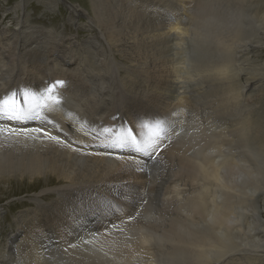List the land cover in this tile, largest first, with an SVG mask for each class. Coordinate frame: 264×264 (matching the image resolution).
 <instances>
[{
  "label": "rangeland",
  "instance_id": "rangeland-1",
  "mask_svg": "<svg viewBox=\"0 0 264 264\" xmlns=\"http://www.w3.org/2000/svg\"><path fill=\"white\" fill-rule=\"evenodd\" d=\"M71 1L82 8L90 9L89 0ZM197 1L193 0V4L188 6L190 13L179 18L176 14L181 11H177L178 6L175 0H134L131 5V8H135L133 13L126 12L128 10L125 8L127 3L128 7L130 6L131 0H122L118 9L120 12L111 16V19L120 22L124 27L123 33L118 34L117 30V36L113 26H110L111 32L104 28L105 25L102 24L105 21L104 12L100 19L94 20L97 25L94 23L95 30L93 29L90 33L78 28L80 21L74 18L73 12L63 10L48 12L39 9L37 4L32 2L30 7H27L21 0H0V24L9 28L8 32L2 36L0 34V51L3 52L4 57L0 67L5 66L8 70L11 65L12 70L11 78L7 79L2 87L7 89L9 94L15 92L16 98L21 100L22 107L19 92H22V88L27 91L29 90L27 87H31L37 91L36 95L32 96L36 105L47 107L52 100L48 101L49 98L42 96L41 91L44 93L46 86L56 85V82L62 81L63 86L56 85L50 94L59 100V103L51 104L57 105L58 112L64 117V121L57 122V125H63L68 129L75 124L88 127L86 135L93 139L83 144L85 153L105 155L112 152L110 156L144 161L135 167L140 171L141 188L130 190L125 183L107 184L108 189L104 192L90 190L84 200L77 202L78 206L74 201L80 191L70 189L71 183L65 186L61 178L53 175H49L46 179L48 186L59 184V188L65 186V190L61 192L56 190L54 194L50 192L46 201L40 204L33 202L32 198L44 188L42 186L44 178L38 177L35 182L18 179L22 180L19 186H17V179L11 178L9 193L0 184V207L4 210L0 213V248L4 247L8 251V255H0V263L12 260V250L8 249L12 231L31 232L32 225L37 228L45 225L46 229L55 227L53 230L55 235L51 236V240L56 245H64L66 242L70 244L74 239L78 240L82 234L89 232L94 234L91 236L93 238L100 236L122 238L130 234L137 238L135 236L139 235L137 231L143 228L145 233L142 234L148 233L147 238L150 237L151 241L148 239L149 242L146 241V245L140 246L150 249L143 252L138 249L131 252L129 249L130 252L128 251L124 258L128 261H125V264H165V262L166 264L167 262L183 264L181 261L184 262L185 259L186 264L211 263L209 260L199 261V249L189 244L191 236L188 235V239L182 236L189 228L193 229L197 221L202 220L198 210H208L211 201L219 206L218 210H226L224 208L225 193L223 196H218L222 189L219 185L214 189V197L208 196L211 192L208 193L205 186L210 188L212 180L199 169L198 165L202 164L207 167L217 165L216 168L221 171L223 180L232 186L228 194L235 199L233 203L230 202L231 199H228V210L234 203L230 210H250L239 224L230 225L233 227L235 238L232 240V249L227 255L226 264H264V259H259L264 256V29H261L264 27V6H259L258 0H252L257 7L250 10L249 14V10L244 9L247 8V4L240 2L242 0H227L233 4H228L224 0H211L212 3L210 0H199L201 5L197 4ZM237 1L240 5L242 4V7L239 3L234 4ZM215 2L217 3L214 4ZM204 4H207L206 7ZM233 7L234 9H231ZM110 8L108 3L105 11ZM245 10L246 13H243ZM209 11L213 12L214 19L222 20L221 22L225 25L228 24L226 27L224 24L223 26L216 24V34L223 36V39L229 36V47L225 51L221 49L220 37L217 35L209 36L207 39L199 38L200 33L197 34L196 30L200 28V24L197 23V29L193 31V34L192 31L181 33L177 35V42H174L171 37L164 38V45L159 46L157 40H152L143 47L137 40L144 39V33L142 36L134 35L139 34L141 27L153 21L147 18L148 16H154L156 22L161 20L165 35L169 27H172V31L175 27L179 29L183 27L188 16L202 13L205 18V13ZM128 13L133 18L126 19L125 16H128ZM221 14L225 15L220 16ZM26 15L38 25L30 34H24L22 29L10 24L15 22L14 18L19 17L21 21ZM250 16L252 24L248 19ZM225 17L230 19L223 20ZM143 18H146V24L140 21ZM81 19L87 21L85 16ZM202 19L201 16V21ZM236 22L241 23L242 26ZM244 24L247 25L242 28ZM2 25H0V31L3 28ZM153 25L152 23L150 26ZM231 32L237 35L236 41L235 39L232 41L235 43L233 45L230 43ZM246 33L249 35L246 36ZM111 35L113 38L110 37ZM68 39H72L74 45H72V51L78 53L76 57L71 58L66 51L55 47ZM109 39L111 43L118 39L121 44L122 42L126 45L130 44L123 48L124 55L113 52L111 49L113 44ZM134 39L137 41V47H134L136 43L133 44L134 46L131 44L135 41ZM191 39L196 42L194 43ZM125 40L129 43L128 41L125 43ZM25 42L36 43L34 44L36 48L29 53L32 55L36 52L34 54V57L38 59L36 70L31 69L21 59L20 49ZM45 45L53 49H47L52 51L51 61L42 63ZM154 50L157 51L154 52ZM136 53L139 54L136 56ZM125 61L129 67L133 68H125L127 66ZM63 63L71 64L69 72L58 71L59 65ZM161 63L162 66H160ZM222 64H226L230 69L226 75L223 73L227 72V69L219 70ZM165 67H169L170 73L164 70ZM216 67H219L220 76L216 74L218 73L215 71ZM39 68L40 72H37ZM179 68L181 70L178 74L171 73ZM168 75H173L174 84L168 81ZM5 77V74L0 71V85L3 84ZM152 84L158 85L156 92ZM147 87H150L156 97H142ZM66 94L69 95L66 96ZM244 94H246L245 97ZM180 96H183L181 102L178 100ZM5 97L6 95H3L0 100ZM46 107L42 108L41 115L45 120L53 122L48 117L50 114L45 112ZM33 121H37V124L40 123L42 126L49 124L41 123L40 120ZM9 122L13 121L0 120L2 124ZM241 131L247 135L243 134L244 139L239 135V133L242 135ZM120 140L128 142L123 149L107 147ZM137 146L144 148L151 155L137 152L135 150ZM230 166L232 169L229 168ZM83 170L84 165L77 169L78 175L72 182L78 179V184L85 189L87 184L80 178ZM130 173L127 178L134 177V173ZM60 194L61 197L57 198ZM83 196L85 197V194ZM129 205L132 206V210H123ZM74 208L76 210H73ZM181 210L184 213L187 211L186 214ZM188 210H197L195 212L197 214L189 213ZM159 235L164 236V240ZM170 246L174 249H170ZM178 253L180 262L177 258ZM188 253L190 256L187 255ZM182 254L186 255L183 257ZM164 255H170V258ZM126 257L129 259L127 260ZM217 262L224 264L222 258H218Z\"/></svg>",
  "mask_w": 264,
  "mask_h": 264
},
{
  "label": "bare ground",
  "instance_id": "bare-ground-1",
  "mask_svg": "<svg viewBox=\"0 0 264 264\" xmlns=\"http://www.w3.org/2000/svg\"><path fill=\"white\" fill-rule=\"evenodd\" d=\"M21 1H23L27 5V7H30L31 2H32V4H37L39 9H43V11L59 12V11L63 10L65 12H73V13H75L74 18L76 20L80 21L78 24V28L83 30V31H86V30L90 31V33L93 29L95 30V28H93L94 23L97 25V23L94 22V20L100 19L102 12H104V14H105L104 15L105 21L102 23L103 25H105V27H104L105 29L110 30V26H113V30H116V34H117V30L119 31L118 34L121 32L123 33V30H124V27L121 26L120 22H117V21L111 19L112 15L118 14L120 12V10H118V9H120V6L122 4V0H91V1L89 0L90 9L82 8L79 4L72 2L71 0H21ZM224 1H227V0H224ZM258 1L260 4V5L258 4L259 6H264L263 0H258ZM197 2H195V4L196 3L199 4V0ZM210 2H211V0H210ZM240 2L247 4L246 5L247 8H244V9H248L249 14H250V10H253L254 7H257L256 4L255 5L253 4L252 0H249V1L248 0H242ZM240 2L237 1L234 4L239 3V5H240ZM108 3L111 6V8H110V10L105 11L106 10L105 8L108 5ZM133 3H134V0H131L129 7H128V3L126 4L127 6L125 8L128 10L126 12L130 11L133 13L135 11L134 7L131 8V5ZM175 3L178 6L177 11H181V12H179L180 14L179 13L176 14L180 18L184 14L190 13L188 6L193 4V0H175ZM216 3L217 2H215L214 4H216ZM227 3L230 4L232 2L229 3V1H227ZM254 3H256V1ZM226 4H225V6H227ZM232 4L230 6H232ZM199 5H201V3ZM206 5L207 4H204L205 7H206ZM239 5H236V6H239ZM166 6H164V7H166ZM20 9H21L22 14L24 15L21 4H20ZM225 9H227V8H225ZM231 9H234V7ZM235 9L238 10V8H235ZM201 11H202V9H201ZM210 11H211V8H210ZM210 11H209V13H205V18H204V15H202V13H199L197 15L192 14L191 16H188L183 27H181L180 29L175 27L173 29V31L171 30L172 27H169L168 33L165 35H164V27H163L161 20H158L156 22V20H155L156 18L154 16L153 17L148 16L147 18H151V20L153 19V21L149 22L147 24V26L141 27L139 29L140 31L138 30L139 34H134L137 37L139 35L142 36V34L144 33L143 37H145V38L144 39L138 38V40L136 39V37H134V38L137 41H139L140 44L143 45V47L147 46V44L150 43L152 40H157L158 46L164 45V38H170L171 37L174 39V42H177L178 41L177 35H180L181 33H184V32L189 33L191 31L193 34V31L195 29H197L196 25L200 24V28H198L196 30L197 34L200 33L199 38L202 37V38L207 39L209 36L217 35V37H220L219 38L220 39L219 45H220L221 49L223 51H225L229 47V36L228 37L225 36L226 38L223 39V36L216 34V24L223 26L224 23L221 22L222 20L218 21V20L214 19L212 16L213 12L211 13ZM226 11H228V10H226ZM256 11H257V9H256ZM218 12H219V10H218ZM240 12H241V10L239 11V13ZM226 13H228V12H226ZM233 13H234V11H233ZM243 13H246V10ZM129 14L130 13H128V16H125L126 19H128L129 17H130V19L133 18V16H129ZM260 14H262V13H260ZM260 14H259V16H260ZM224 15L221 14L220 16H224ZM242 15H244V14H242ZM82 16L86 17V19H87L86 22L81 19ZM201 16L203 18L202 21H201ZM218 16H219V14H218ZM42 18H44V17H42ZM236 18L239 19L240 17L236 16ZM244 18H245V16H244ZM249 18H251V16L248 17V19ZM253 18L255 19L256 17L254 16ZM225 19H226V17L223 20H225ZM228 19H230V18H228ZM228 19H226V20L228 21ZM14 20H15V22H11L10 24L17 27L18 29H22V32L24 34H30L34 31L36 26L38 27V25L33 23L31 21V18H28L27 15L25 16V19L23 18L21 21L19 20V17L14 18ZM145 20H146V18L140 19V21L143 23H145ZM241 20H242V18H241ZM258 20H260V19H258ZM230 21H232V20H230ZM235 21H237V20H235ZM235 21H234V23H235ZM251 22L252 21L250 20V24L253 23V22L252 23ZM152 23L155 25V26L153 25L154 27L152 26L153 29L150 26ZM244 23H246V22H244ZM137 24H139V23L137 22ZM237 24L240 25L241 23H237ZM0 25H2V24H0ZM99 25L100 24H98V26ZM226 25H228V24H226ZM226 25L224 27H226ZM245 25H247V24H244L242 28H244ZM2 26H3V28L0 31L1 36L9 31V28H7L6 25H2ZM241 26H242V24H241ZM149 27H150V30H149ZM235 27H237V26H235ZM235 27H233V28H235ZM225 29H227V28H225ZM261 29H264V27ZM222 30H224V29H222ZM247 30H245V32ZM49 31H52V29L51 30L49 29ZM111 31H112V29L110 30V32ZM237 31H239V30H237ZM104 32H105V30H104ZM110 32H108V34ZM235 33H236V31H235ZM235 33L231 34L232 38H230V40H231L230 43L232 45L235 44V43H232V41L234 39L236 41V37H237L236 34L237 33L236 34ZM118 34H117V36H118ZM247 34L248 33H246V36H247ZM124 35H125V33H124ZM105 36H109V35H105ZM110 37L113 38L112 35ZM117 38L120 39V37H117ZM239 38H240V36H239ZM128 39H129V37H128ZM114 40H115V38H114ZM131 40H133V39H131ZM136 40L134 42H131L132 45L134 43H136V46L133 45L134 47H137V41ZM193 40L191 39V41H193ZM195 40H196V38H195ZM259 40H261V39H259ZM116 41L111 43V40H110V43L113 44L111 46V49L115 53H119V54L124 55L123 48H125L126 44H124V42H122V44L119 43L118 39ZM127 41L125 43H127ZM201 41L203 42L202 39H201ZM0 42H1V39H0ZM128 43H129V41H128ZM34 44H36V43L35 42H25L23 44V47L20 49V56H21V59L24 60V62L26 64H28L31 69L36 70L38 68V65H36L38 62L37 61L38 59L34 57V54L36 52L32 55L29 54L33 49L36 48L34 46ZM48 44H49V42H48ZM52 44H53V46L55 45L54 42ZM72 45H73L72 39L71 40L68 39L67 41H65L61 44L55 45V47H57L58 50L66 51L68 56L73 58V57H76L78 53L72 51V47L74 46V45L73 46ZM127 45H130V44H127ZM138 45H139V43H138ZM109 48H110V46H109ZM45 49L46 50H45V53L43 54L42 63H45L47 60H50V53L52 51H48V50L53 49V47L48 48L47 45H45ZM126 49H127V47H126ZM126 49H125V51H126ZM151 49H152V47H151ZM151 49H150V51H151ZM194 49H195V47H194ZM156 51L154 50V52H156ZM158 51H159V49H158ZM163 51H164V48H163ZM127 52H128V49H127ZM137 54H139V53H136V56H137ZM14 55H16V53ZM146 55H148V54H146ZM141 56H143V55H141ZM137 58H139V56ZM160 58L162 59V57H160ZM130 59H132V58H130ZM2 60H4L3 52L0 51V63ZM128 60H129V57H128ZM131 61H133V60H131ZM8 62L10 63V61H8ZM40 62H41V60H40ZM127 62L131 63L130 61H127ZM144 62H146V61H144ZM135 63H136V61H135ZM6 64H8V63H6ZM51 64H52V62H51ZM125 64L127 65L126 61H125ZM132 65H133V63H132ZM160 66H162V63ZM209 66H211V65H209ZM70 67H71V64H64L63 63V64L59 65L58 71L66 73V72H69L71 70ZM154 67L156 68V65ZM203 67L205 68L204 64H203ZM219 67H220V69H219L220 71H225L227 69V72L223 73V75H226V73H228L230 71V69L228 68V66L226 64H222ZM219 67H216L217 70L215 69V71L218 72V73H216L217 75H219V70H218ZM125 68L132 69L133 67L131 68V66L129 67L127 65V66H125ZM185 68H183V69H185ZM234 69H236V68H234ZM164 70H168L167 72L170 73L169 67H165ZM180 70H181V68H179L176 71H173L171 73H177L178 74V72ZM191 70H193V69L191 68ZM0 71L3 72V74H5V76H6L3 79V84L0 85V97H2L3 95L7 96L9 94L8 90L3 88L2 85H5L6 80L11 78V74H12L11 65L8 67V70L5 66H1ZM159 71H160V69H159ZM37 72H40V68L37 70ZM198 73H200V72H198ZM183 74H185V73H183ZM180 76H181V74H180ZM160 77H158V79ZM167 77H168V81L171 84H174L175 80H174L173 75H168ZM180 83H182V82H180ZM152 85H153L154 90L156 92L158 85H156V84H152ZM27 89H29V90L25 91L22 88V92H19V99L20 98L22 99L23 108H25V109L27 107H29L30 105H34V103L36 105V102L33 100L32 96L36 95L37 91L31 87H27ZM25 92L29 94L28 95V100H29L28 105H25L23 103ZM41 93L43 94L42 96H46L47 98H49L50 94L47 93L46 91H44V93H43V91H41ZM67 95H69V94H66V96ZM245 96H246V94H244V97ZM142 97L154 98L156 96L150 90V87H147L145 89L144 93L142 94ZM182 99H183V96H180L178 99L179 102H181ZM48 101H50V99ZM20 102H21V100H20ZM51 103L49 105L46 103L47 107L45 108V112L50 114L48 117L53 122H51L47 125L42 126L40 123L37 124L38 123L37 121H33V120L32 121H26L24 123H19V122H14V121L9 122L7 124L0 123V127H7V128L43 127L46 131L50 132L52 135L59 136L60 139L64 141L63 143H56V142L47 140L45 137H43L42 134L39 135L36 139L32 138L33 134H30L28 137H25L23 135L14 136V135H11L8 133L0 134V184L3 186V189H6V192L10 191V190H8V188L10 187L9 185L11 184V181H10L11 178L17 179L16 180V182L18 184L17 186H19V183H21L22 180H18V179H25L28 182H35V181H37L38 177H41V178L45 179V181L42 185L44 188L40 191V193L38 195H36L34 198H32L33 202H35L36 204L43 203L44 201H46L47 195L50 192H52L54 194L56 192V190H60V192L64 191L65 186H67L68 183H71V185H69L70 189H74V191H80L77 193L76 199L74 201L76 206H78L77 202H81V200H84L86 198V195L89 193L90 190H98V191L104 192L108 189V187H106L107 184H109V185L117 184L118 185L121 183H125L127 188H129L130 190H137V187L141 188L142 182L140 181V178H141L140 171L137 170L135 167L138 166L139 163H143L144 161L140 162V161H137L135 159H129V158H123V157H114V156H110V155H106V154L102 155L99 153H85L83 144L86 143V141L90 142V140L93 139L92 137H89L86 135L88 127L85 128V127H82L80 124H75L72 128L69 127V129H68L67 127H65L63 125H57V122L64 121L63 120L64 117H63V115H61L58 112L57 105H54V104L52 105ZM87 119H89V118H86L85 120H87ZM80 122H82V121L80 120ZM241 133H242V131H241ZM243 134H245L244 131H243L242 135L239 133V135L242 136V139H244ZM237 135H238V132H237ZM88 151H90V150H88ZM92 152H94V151H92ZM124 157H126V156H124ZM131 157H133V156H131ZM134 162H138V163H134ZM82 165H84V170H83V173L80 176V178L84 179V181L87 184V187L85 189L82 188L78 184V179L76 180V182H72L74 180V178L77 177V175H78L76 172L77 169H79ZM198 166H199V169L202 170L203 174L207 178H210V180H212V182L210 184V188L205 186L206 191L208 193L211 192V195H208V196H210V197L213 196L214 189H216L218 187V185L222 188L221 191H219L218 196H223L225 193L226 198L224 201V205H225L224 208L226 210H218L219 206L218 205L216 206L214 204V202L211 201V203L208 205V210H198L201 213V214H199L200 215L199 217H201L200 219H202V220L200 222L197 221V223L194 225L195 226L194 228H196V229L193 230L194 228L193 229L189 228L187 231H185L184 235H182V236H185L187 239H188V237H187L188 235L191 236V238L189 240V244L193 245V246L195 245V247H197L199 249V261L200 260H209L211 263H208V264H218V262H217L218 258H222V262L224 264H226L227 259H228L227 255L232 249V240H233V238H235L233 235V227L230 225L231 224H234V225L239 224L243 220V218L246 217L247 213L250 212V210H230L231 207L235 203L234 204L230 203L231 206H230V209L228 210V208H229L228 199H231L230 202H232V203L234 202V199H235L234 197H232L228 194L232 186L229 184V182H225L223 180V178L220 174L221 171L220 170L218 171L216 168L217 165H211V166L207 167L205 165L199 164ZM229 168L232 169V166H230ZM130 172L134 173L133 174L134 177L127 178V175L131 174ZM49 175H53V176H56L57 178H61L62 181L65 183V186H63L62 188H59V184L55 185V186H48L46 179L49 177ZM83 194H85V197L83 196ZM78 196H79V198H78ZM60 197H61V194L57 198H60ZM73 210H76V209L74 208ZM123 210H129L130 211V210H132V206L131 205L125 206V208ZM3 211L4 210H1V207H0V213H2ZM181 211H183V210H181ZM186 212L184 213V211H183L184 214H186ZM195 212H197V210H190L189 211V213H195ZM128 213H126V214H128ZM195 214H197V213H195ZM189 224H191V223H189ZM32 226H33V228L31 230V232L30 231L20 232L19 230L12 231V235L10 236V239H9V248H8V249L12 250V260L4 261V262H1L0 264H121V263L125 264L126 259L124 260V258L126 256L127 252L129 251V249H131L130 250L131 252H133V250H137V249L141 250V252H143V250H147L148 248L146 249L145 247H143V246L141 247L140 245H146V241L147 242L151 241V239H149L150 237L147 238L148 233H147V235L142 234V233H145V230L143 232V228L142 229L139 228L140 231L139 230L137 231V232H139V235H135V236H137V238L130 236L131 234L123 236V237L121 236L122 238H119V236H118V238H115L113 236L112 237L100 236V237H94L93 238L91 236H93L94 234L92 232H89L87 234H82L78 240L74 239V241L71 242L70 244H68L66 242L64 245H60V244L56 245V243L52 242V240H51V236L55 235V231H53V230H55L54 229L55 227L46 229L45 225H40L38 228L35 227L34 225H32ZM148 226H150V225H148ZM141 230H142V232H141ZM114 235H115V233H114ZM159 237H161V239L164 240V236L159 235ZM148 239H149V241H148ZM172 240H173V238H172ZM182 240H184V239H182ZM153 241H154V238H153ZM176 243H179V242H176ZM168 245H170V244H168ZM173 245H172V247H173ZM177 245H179V244H177ZM190 245H189V247H190ZM147 246H150V245H147ZM185 246H187V245L185 244ZM170 249H174V248H171V246H170ZM176 249H178V248H176ZM182 250H183V248H182ZM196 252H198V251H196ZM196 252H194V253H196ZM189 253L187 255H189ZM2 254L8 255V251H6V249L4 247L0 248V255H2ZM145 254H146V252H145ZM173 254H175V253H173ZM178 255H179V253H178ZM184 255H186V254H184ZM184 255H183V257H184ZM152 256H153V254H152ZM164 256H168V255H164ZM169 256H168V259L170 258ZM128 257H130V256H128ZM171 258H172V256H171ZM177 258L179 260L180 255ZM190 258H192V257H190ZM128 259L129 258H127V260ZM181 259H183V258H181ZM259 259L263 260L264 256L259 257ZM173 261H172V263H173ZM186 261L187 260L185 259L184 262H186ZM126 262H128V261H126ZM179 262H180V260H179ZM184 262L181 261V263L186 264ZM165 264H166V262H165ZM167 264H169V262H167ZM177 264H178V262H177Z\"/></svg>",
  "mask_w": 264,
  "mask_h": 264
},
{
  "label": "snow or ice",
  "instance_id": "snow-or-ice-1",
  "mask_svg": "<svg viewBox=\"0 0 264 264\" xmlns=\"http://www.w3.org/2000/svg\"><path fill=\"white\" fill-rule=\"evenodd\" d=\"M56 85L63 86L62 81L56 82ZM56 85L52 86H46L45 91L49 94L53 92V89L56 87ZM28 93H24V99L23 103L25 105L29 104L28 100ZM49 99L52 100V102L59 103V100L49 95ZM43 107H46V105H30L26 109L21 106L20 100L16 98V93L12 92L8 94L4 99L0 100V120H12V121H18L20 123H23L28 120H40L41 123H51V121L45 120V118L41 115V110ZM105 131H108V129H105ZM8 133L14 136H25L28 137L30 134L32 135L33 139H36L39 135H43L47 140L56 142V143H63L64 141L60 139L57 135H52L50 132L46 131L43 127H33V128H7V127H0V134ZM133 144L135 143V140L133 139ZM126 140H120L113 142L112 144L107 145V147L110 148H121L123 149L127 145ZM135 150L137 152H143L144 154L151 155L150 152L145 151L144 148L136 147ZM106 155H111V153H105Z\"/></svg>",
  "mask_w": 264,
  "mask_h": 264
}]
</instances>
